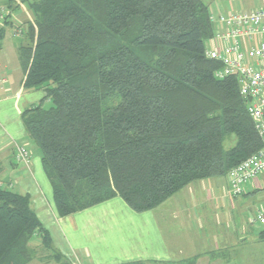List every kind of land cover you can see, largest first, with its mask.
Segmentation results:
<instances>
[{
    "label": "trees",
    "instance_id": "trees-1",
    "mask_svg": "<svg viewBox=\"0 0 264 264\" xmlns=\"http://www.w3.org/2000/svg\"><path fill=\"white\" fill-rule=\"evenodd\" d=\"M25 1L24 86L44 96L22 120L60 216L115 197L154 209L263 147L237 78H217L206 55L215 28L202 0ZM61 257L30 194L0 185V264Z\"/></svg>",
    "mask_w": 264,
    "mask_h": 264
},
{
    "label": "crops",
    "instance_id": "crops-1",
    "mask_svg": "<svg viewBox=\"0 0 264 264\" xmlns=\"http://www.w3.org/2000/svg\"><path fill=\"white\" fill-rule=\"evenodd\" d=\"M239 1L243 8L264 6V0ZM236 3L238 0H217V5L208 4L215 18V32L224 30L218 21L219 14L240 12ZM4 11V18L0 17V185L30 194L33 208L51 233L54 249L62 255L60 261L36 258L29 264H177L193 257H196V264L262 262L264 226L254 232L255 216L240 217L243 219L240 224H244L241 228L234 222L228 224L222 249L227 250V259L220 260L219 253L209 250L212 246L207 245L203 232L195 227L202 229L203 219L192 218L201 204L196 202L195 195L190 199V194L204 189L209 198L214 197L215 183H203L204 179L192 182L148 211L136 212L121 197H115L74 214L60 216L51 183L43 169L41 151L22 120L23 111L40 103L44 96L43 89L24 86L26 72L19 53L34 15L25 0H0V14ZM17 146H24L31 152L29 163L17 160ZM235 197L248 205L255 201L256 210H264V173L247 182L243 194ZM173 198H177L173 201L177 207L174 203H170L173 207L167 205ZM159 215L167 218L159 219ZM216 221L219 224V220ZM218 236L211 233L212 242L217 241ZM208 242L211 243L209 238ZM252 245L255 249H249ZM216 249L221 248L217 245Z\"/></svg>",
    "mask_w": 264,
    "mask_h": 264
},
{
    "label": "built area",
    "instance_id": "built-area-1",
    "mask_svg": "<svg viewBox=\"0 0 264 264\" xmlns=\"http://www.w3.org/2000/svg\"><path fill=\"white\" fill-rule=\"evenodd\" d=\"M4 13L0 14L1 18ZM211 20L215 22L212 15ZM218 21L224 30L216 31L207 41L206 55L220 62L215 71L217 78H237L240 94L247 99L249 112L264 142V6L219 14ZM16 158L27 164L31 152L24 146H17ZM261 173H264V144L229 171L230 194L241 195L245 184ZM255 221L264 226L263 209L257 211Z\"/></svg>",
    "mask_w": 264,
    "mask_h": 264
},
{
    "label": "rangeland",
    "instance_id": "rangeland-1",
    "mask_svg": "<svg viewBox=\"0 0 264 264\" xmlns=\"http://www.w3.org/2000/svg\"><path fill=\"white\" fill-rule=\"evenodd\" d=\"M202 1L209 4L210 6H214V4L217 5V0H202ZM221 4L224 6L223 3ZM250 6L252 5H249L248 7H244V8L243 6L241 7V2L239 0H238V3H236L237 9H240L238 11L253 10L255 9L257 5H255V7H250ZM52 106H53V103L51 100H46L44 102L45 108H50ZM235 143H236V135L234 133L227 134L225 136L224 143H223L224 149L228 151L235 145ZM204 181L205 183H209V184L215 183L216 191L214 193V197H212L213 199L208 197V192L206 191V189H204L203 191L198 190L197 193L190 194V199H192V196L195 195L196 202H199L201 204L200 207L196 208L195 210L196 215L192 218L198 219V220L203 219L204 224L202 225V229H200L197 225L195 227H196V230L203 232L204 239L205 241L207 240V245L212 246L211 249H209L210 247L208 248L207 245H205V247H207L209 250L213 252H217V254L219 253L218 258L220 260H223L224 258L227 259V256H226L227 250L226 249L222 250L224 249L223 247L226 242L223 239V236L227 232V226L231 222L232 224L234 222L241 228L242 226H244V224H240V221L242 223V220H243V219H239L240 217H246V218L254 217V216L256 217L257 210L254 204L255 201L252 204L250 203V205H248L249 203L247 204L245 203V201L242 203L240 198L231 196L228 193V188L230 186V180L227 175L211 177L210 179H206V180L204 179L202 182L204 183ZM194 183H197V181H194ZM176 197H179V196H176ZM175 199L177 198H173L172 200H170L167 205L169 207H173V206L177 207L178 206L177 203L173 202ZM181 202H183V200ZM170 203H174L173 206H171L172 204ZM164 217H165L164 215L158 216L159 219L164 218ZM232 217L237 218V219H229ZM217 219L219 220V224H217V221H216ZM261 226L262 225L259 224L258 222L254 223V227H253L254 232L255 230L259 231ZM214 232L216 235L219 234L218 237L220 238L217 239V241L215 240L214 242H212L211 233L214 234ZM208 238L210 239V242H211L210 244L208 242ZM217 245L221 248L220 250L216 249ZM255 247L256 246L252 245L249 249H255ZM262 251H264V246H262ZM260 264H264V258Z\"/></svg>",
    "mask_w": 264,
    "mask_h": 264
}]
</instances>
